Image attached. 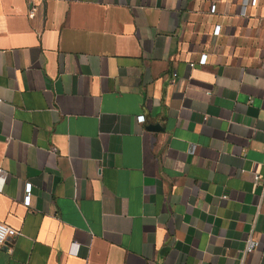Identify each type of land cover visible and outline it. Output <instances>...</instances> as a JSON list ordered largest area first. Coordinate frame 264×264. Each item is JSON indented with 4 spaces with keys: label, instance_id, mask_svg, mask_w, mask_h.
I'll use <instances>...</instances> for the list:
<instances>
[{
    "label": "crops",
    "instance_id": "1",
    "mask_svg": "<svg viewBox=\"0 0 264 264\" xmlns=\"http://www.w3.org/2000/svg\"><path fill=\"white\" fill-rule=\"evenodd\" d=\"M244 169L264 178V0H0V264H235L252 228L264 264Z\"/></svg>",
    "mask_w": 264,
    "mask_h": 264
},
{
    "label": "built area",
    "instance_id": "2",
    "mask_svg": "<svg viewBox=\"0 0 264 264\" xmlns=\"http://www.w3.org/2000/svg\"><path fill=\"white\" fill-rule=\"evenodd\" d=\"M246 3H251V4H257L258 0H245ZM216 10V4L213 3L211 5V11L214 12ZM221 30L220 24L215 26V33H219ZM207 61V53L203 52L200 55L199 62L204 64ZM174 76L177 75V72L173 73ZM138 119L140 121L145 120V115L144 114H139ZM243 174L245 176H251L257 183H262L264 185V178H262L259 174L251 172V170H242ZM4 184V176L0 174V188H2ZM31 199V183L26 184V193L24 196V201L26 204L30 203ZM20 230L15 228L12 225H9L5 222L0 221V247L3 246L10 238L14 237L15 235L19 234ZM260 245V240L254 237V230L253 228L250 230L248 237L246 239L245 246L243 248L242 255L240 258L235 262V264H245V258L246 256L252 252L253 250L257 249Z\"/></svg>",
    "mask_w": 264,
    "mask_h": 264
}]
</instances>
